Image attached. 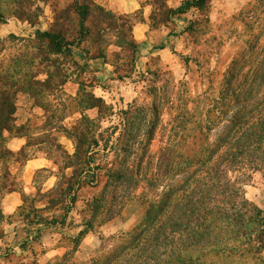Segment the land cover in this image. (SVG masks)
I'll list each match as a JSON object with an SVG mask.
<instances>
[{
  "label": "rangeland",
  "instance_id": "obj_1",
  "mask_svg": "<svg viewBox=\"0 0 264 264\" xmlns=\"http://www.w3.org/2000/svg\"><path fill=\"white\" fill-rule=\"evenodd\" d=\"M26 1L24 8L33 15L30 22L13 16L11 0H0V13L4 16L0 21V63L22 45L28 48L32 43L48 44L44 33L65 27L64 20L55 23V18L63 17V10L74 0ZM92 1L107 16L91 13L87 20L94 26L90 35L74 44L70 52L51 56L47 64L34 61L29 67L32 73L41 72L40 80L46 79L44 73L48 72L52 80L57 75L56 82L66 77L71 85L67 90H63V86L58 91L51 88L35 99L20 93L16 113L22 121L27 120L22 127H14L10 135L3 134L4 140L0 143V264H89L101 250L113 247L111 238L129 232L136 225L138 212L131 203L125 204L112 220L106 221V216L101 215L93 221L90 205L101 194L103 180L90 186L88 176L87 182L76 190L75 204L67 215L64 211L70 207L69 200L61 206L46 208L47 198L39 195L58 184L64 189L63 183L72 171L65 168L67 155L75 152L71 136L82 118L91 121V134L98 142L93 148L96 164L109 166L113 161L112 153L104 152L102 146L115 145L119 134L127 133L123 113L139 107L147 121L152 116L151 105L156 97L163 101L161 116L142 160L152 178L162 158V149L167 146L172 124L173 110L169 109L168 100L171 95H178L175 104L180 105L205 93L216 95L232 58L245 46L248 33L242 15L254 3V0H212L206 22L196 10L165 22L166 10L176 9L181 0H143L139 8L128 14L107 10L110 5L107 0ZM189 21L193 23L190 25ZM139 24L146 26L143 42L137 40L139 32L134 29ZM10 37L24 42H11ZM77 37L74 34L66 39L73 41ZM42 55L48 57L46 52ZM51 65H55L54 68H50ZM2 67L0 65V72ZM27 97L42 114L37 110L26 111L30 105ZM93 104L97 107L90 108ZM142 129L146 130L147 124ZM21 134L27 137L28 147L13 153L6 143L11 136ZM142 141L144 144L146 139L140 136L138 142ZM6 150L12 155L3 156ZM32 157L48 158L57 167L36 173L32 178H21V166ZM137 160L133 156L129 164L135 166ZM250 175L242 186L244 197L264 211V174L255 171ZM11 182L15 183V192H8ZM144 187V184L136 188L126 184L121 192L124 190L125 195L135 198ZM10 194L17 198L5 200ZM21 194L26 196L25 205ZM110 209L117 211L118 205L111 204ZM38 216L47 223L40 222ZM89 222L91 229L77 244L79 231L86 229ZM261 257L264 261V253Z\"/></svg>",
  "mask_w": 264,
  "mask_h": 264
},
{
  "label": "trees",
  "instance_id": "obj_2",
  "mask_svg": "<svg viewBox=\"0 0 264 264\" xmlns=\"http://www.w3.org/2000/svg\"><path fill=\"white\" fill-rule=\"evenodd\" d=\"M211 1L181 0L176 9L166 10L165 22L190 10H196L206 22ZM11 4L13 16L31 21L33 15L24 8L26 0H11ZM92 12L107 16L92 0H74L63 10V17L55 18V23L64 20L65 27L44 33L48 44L22 45L1 61L0 143L4 132H13L20 93L35 99L51 88L58 91L67 80L64 77L56 82L59 76L52 80L48 72L44 73L46 79H38L41 72L32 73V62L47 64L51 56L70 52L93 31L94 26L87 21ZM3 19L0 13V21ZM73 22L77 23L71 25ZM242 22L248 38L232 58L216 95L205 93L183 101V107L175 104L178 95L168 100L172 124L152 178L142 160L158 126L163 101L155 97L147 121L139 107L123 113L127 133L121 132L115 145L102 146L104 152L112 153L109 166L95 162L93 148L98 142L91 134V121L82 118L75 128L71 136L75 152L67 155L65 166L72 170L71 175L63 183L64 189L58 184L39 195L47 198L46 208L69 200L70 207L64 211L67 215L75 204L76 190L90 176V186L104 181L101 194L90 205L93 221L101 215L106 221L116 218L127 203L138 212L136 225L111 238L113 247L101 250L89 264H264V211L250 203L242 190L251 173L264 174V0H254L243 13ZM74 34L78 37L73 41L66 39ZM9 40L24 42L15 37ZM43 52L48 53V59ZM96 107L93 104L90 108ZM144 124L146 130L142 129ZM140 136L146 139L144 144L138 142ZM6 154L12 155L7 150L2 153ZM133 156L138 159L135 166L129 164ZM126 184L134 188L144 184L145 189L134 198L121 192ZM14 185H8V192H15ZM21 198L25 205L26 196L21 194ZM111 204H117L118 210H109ZM38 220L43 221L39 216ZM90 229L89 222L79 231L77 244Z\"/></svg>",
  "mask_w": 264,
  "mask_h": 264
},
{
  "label": "crops",
  "instance_id": "obj_3",
  "mask_svg": "<svg viewBox=\"0 0 264 264\" xmlns=\"http://www.w3.org/2000/svg\"><path fill=\"white\" fill-rule=\"evenodd\" d=\"M107 2L110 3L107 10L114 12V13L128 14V13L135 11L137 8H139V5L144 1L143 0H107ZM99 4L103 5V3H99ZM145 28H146V26L144 24H139L134 28V29L138 30V32H139V37L137 39L139 42H143V38H145V36H144V33L146 31ZM70 85H71V82L67 81L63 85V90H64V88H66V90H67L68 86H70ZM23 96L26 97V95H23ZM27 98L29 100L28 103L30 105L26 109V111L31 112L33 110H37V112L39 111L42 114L43 111L38 106L33 105L34 103L33 104L31 103V99L29 97H27ZM17 111L19 112L20 110L17 109ZM27 116L31 117V115H29V114H27ZM25 120H27V119H25ZM25 120L22 121L20 118H18V114L15 113V123H14L15 127H18V128L22 127V125L26 122ZM6 146H7L8 150H10L13 153L21 152L26 147H28L27 137L24 134L11 136V138H9L7 143H6ZM56 167L57 166L54 165L53 161L49 160L48 158L32 157V158H28L26 160L25 164L23 166H21L20 171H19V175L21 178H32L36 173L45 172L48 169L53 170ZM14 195L15 194L8 195L5 200H7V198H17L16 195H15V197H14Z\"/></svg>",
  "mask_w": 264,
  "mask_h": 264
}]
</instances>
